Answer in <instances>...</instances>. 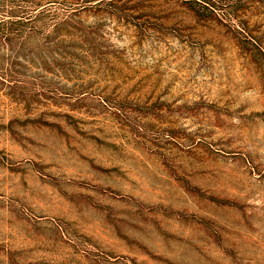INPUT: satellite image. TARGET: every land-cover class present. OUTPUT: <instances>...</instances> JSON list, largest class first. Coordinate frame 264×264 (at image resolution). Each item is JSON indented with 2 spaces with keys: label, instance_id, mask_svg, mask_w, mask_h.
Returning a JSON list of instances; mask_svg holds the SVG:
<instances>
[{
  "label": "rangeland",
  "instance_id": "1",
  "mask_svg": "<svg viewBox=\"0 0 264 264\" xmlns=\"http://www.w3.org/2000/svg\"><path fill=\"white\" fill-rule=\"evenodd\" d=\"M0 264H264V0H0Z\"/></svg>",
  "mask_w": 264,
  "mask_h": 264
}]
</instances>
